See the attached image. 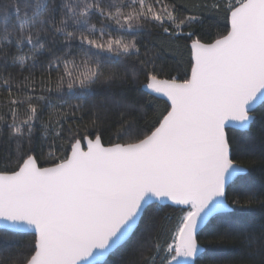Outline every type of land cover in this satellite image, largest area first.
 Wrapping results in <instances>:
<instances>
[{
  "label": "snow or ice",
  "instance_id": "snow-or-ice-1",
  "mask_svg": "<svg viewBox=\"0 0 264 264\" xmlns=\"http://www.w3.org/2000/svg\"><path fill=\"white\" fill-rule=\"evenodd\" d=\"M258 102L264 0H0V223L30 237L0 264H198L211 218L264 210V185L234 187L255 141L231 134ZM241 236L264 264V226Z\"/></svg>",
  "mask_w": 264,
  "mask_h": 264
},
{
  "label": "trees",
  "instance_id": "trees-1",
  "mask_svg": "<svg viewBox=\"0 0 264 264\" xmlns=\"http://www.w3.org/2000/svg\"><path fill=\"white\" fill-rule=\"evenodd\" d=\"M211 26V31L215 33L218 30H222L223 24H216L215 20L209 18L205 21L201 28V31L209 30ZM149 47H160L161 41L155 36H150L145 38ZM164 50L160 52L161 60L158 63H163L165 68L171 65L172 68L176 67V61H180V67L183 69V60L186 57V53H179L176 51L175 46L169 43L163 44ZM175 57V59H174ZM172 75H176L173 71ZM161 78H166L162 76ZM140 100L141 103L147 101V108L149 114L151 115L153 110H161L163 108L162 99H153L151 96L143 95L139 93H134ZM257 120L250 130L242 132L237 130L232 135H235L237 139H240L243 135L246 139L251 138L255 141V146L257 150V155L255 157H239V162L242 165H247L254 168L247 174L241 175L236 179L237 183L234 185L235 188H242L248 186H254L259 188L264 185V168L261 166L259 149L261 144H264V121L260 118V113L264 112V107H257L255 109ZM107 134H105V139ZM232 199V194L230 190L229 202ZM243 203V198H242ZM163 207V206H161ZM170 209L165 208L164 211H169ZM164 212H160L159 215H163ZM147 215V214H146ZM224 219H217L214 217L210 221L211 227H206L205 230L201 231L199 235V243L203 247L204 251L201 253V258L198 264H213V261H220L221 264H258L259 258L249 259L248 258V248L246 242L242 239L241 232L251 231L259 232L260 228L264 226V210H261L258 206H253L252 210L248 213L237 212L233 214H223ZM142 226V222H141ZM7 234V238L3 234ZM30 239L25 234L11 233L5 230H0V246L15 245L17 243L24 244ZM126 256V248L115 252V254H110L104 261L105 264H116V262Z\"/></svg>",
  "mask_w": 264,
  "mask_h": 264
},
{
  "label": "water",
  "instance_id": "water-1",
  "mask_svg": "<svg viewBox=\"0 0 264 264\" xmlns=\"http://www.w3.org/2000/svg\"><path fill=\"white\" fill-rule=\"evenodd\" d=\"M259 106H260V103L258 102L257 107H259ZM257 107H256V108H257ZM237 130H239V129H237ZM240 131H242V130H240ZM85 148H86V145H85ZM241 175H243V174H241ZM235 179H236V178H235ZM213 218H214V217H213ZM213 218H211L210 221H211ZM0 230H5V231L11 232V233H16V230H15V229L5 227V225H4L3 223H0ZM20 234H23V233H20ZM202 248H203V247H202ZM109 255H110V254H109ZM109 255H108V256H109ZM108 256L104 257V261L107 259Z\"/></svg>",
  "mask_w": 264,
  "mask_h": 264
},
{
  "label": "rangeland",
  "instance_id": "rangeland-1",
  "mask_svg": "<svg viewBox=\"0 0 264 264\" xmlns=\"http://www.w3.org/2000/svg\"><path fill=\"white\" fill-rule=\"evenodd\" d=\"M237 178H238V177H237ZM237 178H236V179H237Z\"/></svg>",
  "mask_w": 264,
  "mask_h": 264
}]
</instances>
